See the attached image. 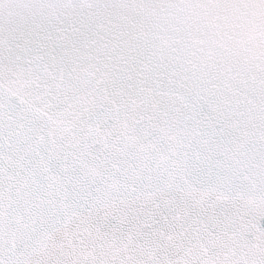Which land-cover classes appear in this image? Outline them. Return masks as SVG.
I'll use <instances>...</instances> for the list:
<instances>
[{
  "label": "snow or ice",
  "instance_id": "6c2138e0",
  "mask_svg": "<svg viewBox=\"0 0 264 264\" xmlns=\"http://www.w3.org/2000/svg\"><path fill=\"white\" fill-rule=\"evenodd\" d=\"M0 264H264V0H0Z\"/></svg>",
  "mask_w": 264,
  "mask_h": 264
}]
</instances>
